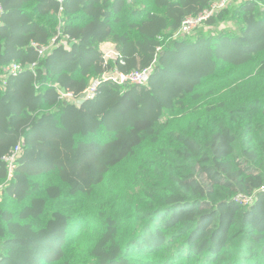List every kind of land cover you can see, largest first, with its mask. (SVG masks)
I'll use <instances>...</instances> for the list:
<instances>
[{
  "label": "trees",
  "instance_id": "1",
  "mask_svg": "<svg viewBox=\"0 0 264 264\" xmlns=\"http://www.w3.org/2000/svg\"><path fill=\"white\" fill-rule=\"evenodd\" d=\"M214 1L66 0L41 56L59 4L0 0V264H264V0L175 38ZM102 43L150 83L61 102L115 67Z\"/></svg>",
  "mask_w": 264,
  "mask_h": 264
},
{
  "label": "built area",
  "instance_id": "2",
  "mask_svg": "<svg viewBox=\"0 0 264 264\" xmlns=\"http://www.w3.org/2000/svg\"><path fill=\"white\" fill-rule=\"evenodd\" d=\"M59 4L58 11V21L59 25L57 28V36L51 40L49 45L41 47L35 46L39 49L41 56L51 52L53 48L57 46V43L61 39V42L66 44L67 36L63 33V28L65 26V2L66 0H54ZM132 1V0H128ZM235 0H216L211 6L204 10L202 13L196 16H189L184 19L181 29L175 35V38L181 36L193 37L197 30L205 25L212 17L217 15L222 10L229 9ZM246 1V0H238ZM3 8L0 6V16L3 14ZM68 49V47H66ZM158 52L163 51V47H159ZM100 51L106 63H113V67L109 72L105 73L101 77L94 78L90 81L86 90L82 93L79 98H76L72 92L67 91L65 88L61 87L59 84L54 86L56 92L59 95V100L63 103H74L76 104L78 100L84 99L85 101L93 99L96 96L98 86L101 81L111 80L120 86L132 85V86H147L150 83L151 75L153 72L152 68H148L141 71H133L129 73L119 71V65H125L123 61H120V53L117 47L112 43H102L100 45ZM35 66H33L34 68ZM28 68V67H27ZM23 65L18 63H12L5 67L2 75V80L5 81L9 77H16L21 74L24 69ZM30 69V67H29ZM23 153V147L19 144L11 153L10 156L6 158L9 180L13 178L14 172L16 170V161L21 157ZM5 185H0V191L3 190Z\"/></svg>",
  "mask_w": 264,
  "mask_h": 264
},
{
  "label": "rangeland",
  "instance_id": "3",
  "mask_svg": "<svg viewBox=\"0 0 264 264\" xmlns=\"http://www.w3.org/2000/svg\"><path fill=\"white\" fill-rule=\"evenodd\" d=\"M244 1H238V0H235L233 2V4L231 5V7L229 8L231 11H234L238 8V6ZM225 29H228V30H233V31H236V26L234 24V22L232 21H227V22H219L215 25H203L202 27H200L197 32H205L207 34H214V33H219ZM196 32V33H197ZM194 38V35L193 37ZM3 198V192L2 190L0 191V200H2Z\"/></svg>",
  "mask_w": 264,
  "mask_h": 264
},
{
  "label": "water",
  "instance_id": "4",
  "mask_svg": "<svg viewBox=\"0 0 264 264\" xmlns=\"http://www.w3.org/2000/svg\"><path fill=\"white\" fill-rule=\"evenodd\" d=\"M27 69H29V67L27 68ZM85 103V100L84 99H80V100H78L77 101V105H82V104H84Z\"/></svg>",
  "mask_w": 264,
  "mask_h": 264
}]
</instances>
